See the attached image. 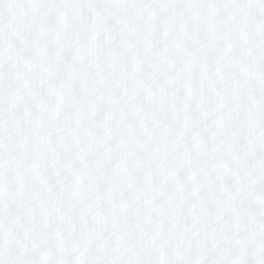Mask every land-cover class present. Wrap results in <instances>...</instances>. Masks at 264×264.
I'll list each match as a JSON object with an SVG mask.
<instances>
[{
  "label": "snow or ice",
  "instance_id": "snow-or-ice-1",
  "mask_svg": "<svg viewBox=\"0 0 264 264\" xmlns=\"http://www.w3.org/2000/svg\"><path fill=\"white\" fill-rule=\"evenodd\" d=\"M0 264H264V0H0Z\"/></svg>",
  "mask_w": 264,
  "mask_h": 264
}]
</instances>
